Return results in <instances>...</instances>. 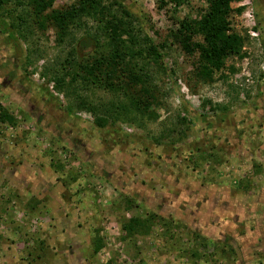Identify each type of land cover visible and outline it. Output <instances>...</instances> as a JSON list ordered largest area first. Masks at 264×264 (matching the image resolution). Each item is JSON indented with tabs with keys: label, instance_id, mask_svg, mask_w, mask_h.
<instances>
[{
	"label": "rangeland",
	"instance_id": "obj_1",
	"mask_svg": "<svg viewBox=\"0 0 264 264\" xmlns=\"http://www.w3.org/2000/svg\"><path fill=\"white\" fill-rule=\"evenodd\" d=\"M74 1L56 0L54 9ZM114 1L132 17L111 7ZM29 2L7 0L3 10L25 18L29 35H0V50L20 63L24 77L18 83L0 59V107L17 120L0 122V264H264V0L233 3L242 9L233 27L249 41L212 84L191 90V61L177 47L157 62L137 56L156 100L154 117L123 115L121 131L110 135L95 129V115L76 102L101 112L123 97L71 86L66 75L75 48L81 61L96 49L93 43L85 51L80 42H106L105 16L77 20L59 45L54 28L38 31ZM103 3L132 24L136 37L156 45L207 7L206 0ZM134 216H156L170 231L154 227L149 236L127 239L122 223ZM98 236L105 247L94 255Z\"/></svg>",
	"mask_w": 264,
	"mask_h": 264
},
{
	"label": "trees",
	"instance_id": "obj_2",
	"mask_svg": "<svg viewBox=\"0 0 264 264\" xmlns=\"http://www.w3.org/2000/svg\"><path fill=\"white\" fill-rule=\"evenodd\" d=\"M29 1L33 21L39 29L38 31L44 33L49 28H54L59 45H63L68 40L71 35L70 26L74 25L77 20L105 16L102 33L106 42H101L98 36L80 42L79 47L81 46L85 51H88L93 43L96 49L81 61L76 60L78 56L75 48L70 58L66 60L69 69V74L66 75L70 77L71 86L82 83L84 86L99 87L123 97V102H119L117 106L112 105L114 111L104 109L100 112L91 103L87 105L86 102H76L78 106L81 103L83 109L95 115L96 118L93 122L95 129L103 131L107 135H110L111 131L115 134L121 131L116 125L123 115L138 114L154 117L152 108L156 104V100L150 87L146 85L148 76L146 73H142L139 65L135 62L137 56H144L146 59L153 57L157 62L167 57L172 47H177L187 60L191 61L192 70L188 76V84L194 91V88L200 84L214 83L215 75L225 68L229 58H242L244 47L249 41V36L238 33L233 27L234 14L242 12V9L234 10L232 7L233 3L238 0H206L207 7L199 11L197 18L177 22V28L170 32L168 39L157 45L149 36L143 40L135 36L132 24L130 25L126 20V18L132 17L129 9L119 1H114L111 7L120 6L126 18L117 19L112 16L111 12H107L109 9L104 6L103 0H75L64 10L54 9L56 0ZM172 1L176 5H182L189 0ZM6 4L7 0H0V35L10 37L12 34V37H15V33H18L19 37L26 38L30 32L25 18L14 17L10 11H3ZM142 43H144V47ZM135 48H139V51L136 52ZM162 53L164 54L162 55ZM18 64L20 63L16 64L14 59L9 57L5 66L10 70L12 68L16 70ZM66 77L62 76L58 80L57 90L63 91L61 86L66 81ZM66 112L69 117H73V112L70 109L67 108ZM189 116L198 130L207 131V126H204L205 124L196 113H189ZM0 122L15 126L17 120L0 107ZM122 136L130 138L129 135ZM157 220L159 218L156 216L145 219L134 216L124 220L122 230L127 239L149 236L155 231L154 227H164L170 231V224L159 223ZM93 245V254L97 255L105 247V241L98 236Z\"/></svg>",
	"mask_w": 264,
	"mask_h": 264
},
{
	"label": "flooded vegetation",
	"instance_id": "obj_3",
	"mask_svg": "<svg viewBox=\"0 0 264 264\" xmlns=\"http://www.w3.org/2000/svg\"><path fill=\"white\" fill-rule=\"evenodd\" d=\"M259 30H260V26H259ZM7 51H1L0 50V59L2 60V63H3V66H5V63L6 61L8 60V57H7V54H6ZM5 56V57H4ZM14 62H15V59H14ZM17 62V60H16ZM15 62V63H16ZM17 64V63H16ZM6 68V72L8 73V71H10V73L12 74H15L16 75V79L18 81V83H21L23 84L24 83V77L22 76L21 72H20V64L17 65V69L14 70V68H12V70L8 69L7 66H5ZM5 83H8V80H6ZM9 87L6 86L5 84V87L4 89L7 91Z\"/></svg>",
	"mask_w": 264,
	"mask_h": 264
},
{
	"label": "built area",
	"instance_id": "obj_4",
	"mask_svg": "<svg viewBox=\"0 0 264 264\" xmlns=\"http://www.w3.org/2000/svg\"><path fill=\"white\" fill-rule=\"evenodd\" d=\"M255 30V26L253 28H250V30L248 31V33L254 37V36H258L257 32L254 31Z\"/></svg>",
	"mask_w": 264,
	"mask_h": 264
}]
</instances>
